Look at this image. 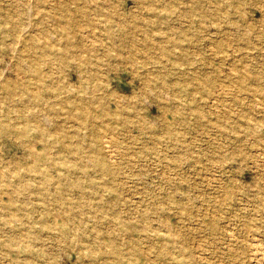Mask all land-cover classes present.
I'll list each match as a JSON object with an SVG mask.
<instances>
[{
    "label": "rangeland",
    "instance_id": "374dc122",
    "mask_svg": "<svg viewBox=\"0 0 264 264\" xmlns=\"http://www.w3.org/2000/svg\"><path fill=\"white\" fill-rule=\"evenodd\" d=\"M0 264H264V0H0Z\"/></svg>",
    "mask_w": 264,
    "mask_h": 264
}]
</instances>
